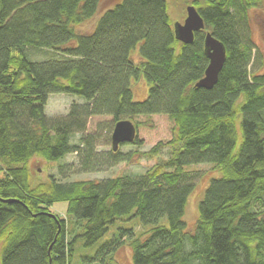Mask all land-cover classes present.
<instances>
[{
    "label": "trees",
    "instance_id": "1",
    "mask_svg": "<svg viewBox=\"0 0 264 264\" xmlns=\"http://www.w3.org/2000/svg\"><path fill=\"white\" fill-rule=\"evenodd\" d=\"M101 1L0 0L1 264H117L114 253L129 238L103 240L134 218L148 227L129 233L134 264H264V54L250 24L264 0L193 1L205 29L189 45L176 39L166 0H121L93 32H77ZM208 32L227 53L211 90L196 86L209 65ZM141 42L137 63L132 52ZM140 76L150 90L136 102L131 80ZM51 94L85 102L51 120ZM151 115H167L173 137L141 153L169 150L144 174L34 181L35 157L59 162L76 154L86 172L132 160L136 153L120 149L100 156L96 138L84 135L89 120L110 116L115 127ZM204 163L221 177L206 189L195 231L187 233L195 184L186 169ZM61 202L67 220L52 211Z\"/></svg>",
    "mask_w": 264,
    "mask_h": 264
},
{
    "label": "rangeland",
    "instance_id": "2",
    "mask_svg": "<svg viewBox=\"0 0 264 264\" xmlns=\"http://www.w3.org/2000/svg\"><path fill=\"white\" fill-rule=\"evenodd\" d=\"M168 4V14L170 17L171 26L173 29L179 24H184L187 17V8L192 6L195 0H166ZM121 0H102L99 9L94 17L89 19L84 24L76 27L79 33H91L96 28L98 21L106 13L112 9ZM250 24L253 30V38L260 46L264 54V12L262 10H254L251 12ZM142 42L132 52V59L135 62H140L143 58L140 53ZM257 54V53H256ZM44 55H41L43 57ZM131 88L133 91V99L136 102H142L148 98L150 84L144 76L133 78L131 80ZM85 101L78 96L69 94H51L46 106V115L51 120L66 117L71 109L72 104H83ZM135 123H139L137 138L140 140V146L126 145L120 146V152L125 156L130 153L133 155L132 160L121 162L114 166L104 164L98 167V170L86 172L78 170L81 165V157L76 154H70L59 162H48L43 158L35 157L31 161L30 167L34 174V181L49 182L54 176L60 182H73L77 180H105L119 176H139L152 168L158 161L164 160L169 156L168 148H165L159 157L141 156V153H147L159 143H166L173 137L174 122L167 115H151L140 116L131 119ZM114 129L113 118L110 116H97L89 120L87 131L84 135H92L96 138V148L94 149L100 156L112 152V134ZM241 134V132H240ZM83 133H77L73 136V143H80ZM135 142V141H134ZM130 144V143H127ZM124 145V144H123ZM63 168V171H61ZM191 172L194 190L188 198V204L184 220L187 224V233L195 231L196 224L200 214V203L205 196L206 189L211 181L221 177V173L213 168V164L204 163L199 165H191L186 169ZM67 203H56L52 207V211L67 218ZM67 220V219H66ZM70 227L73 226L74 220L68 219ZM84 223V221L82 222ZM148 227L143 226L137 218L126 221H119L115 227L107 234L103 241L109 240L113 235H126L129 239L115 251L114 258L117 264H134L132 249L130 246L131 237L129 233H141ZM132 230L126 232L124 230ZM81 231V229H79ZM78 232V231H77ZM3 242H0V255L2 253ZM79 260V255L77 256ZM1 264V262H0Z\"/></svg>",
    "mask_w": 264,
    "mask_h": 264
},
{
    "label": "water",
    "instance_id": "3",
    "mask_svg": "<svg viewBox=\"0 0 264 264\" xmlns=\"http://www.w3.org/2000/svg\"><path fill=\"white\" fill-rule=\"evenodd\" d=\"M205 29L204 20L195 6L187 8V17L184 24L176 26L175 37L185 45L192 44L195 33ZM205 54L209 59V65L204 77L197 83L198 88L213 89L219 80V75L226 62V49L223 43L215 38L210 32L205 37ZM138 135V129L130 120L116 123L112 134L113 151L117 152L123 144L134 143Z\"/></svg>",
    "mask_w": 264,
    "mask_h": 264
}]
</instances>
